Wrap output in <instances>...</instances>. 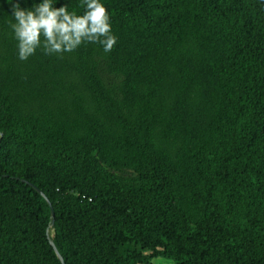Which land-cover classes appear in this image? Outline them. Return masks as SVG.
<instances>
[{"label": "trees", "instance_id": "obj_1", "mask_svg": "<svg viewBox=\"0 0 264 264\" xmlns=\"http://www.w3.org/2000/svg\"><path fill=\"white\" fill-rule=\"evenodd\" d=\"M100 2L20 60L0 0V264H264V0Z\"/></svg>", "mask_w": 264, "mask_h": 264}, {"label": "clouds", "instance_id": "obj_2", "mask_svg": "<svg viewBox=\"0 0 264 264\" xmlns=\"http://www.w3.org/2000/svg\"><path fill=\"white\" fill-rule=\"evenodd\" d=\"M10 3L20 60H27L37 48L52 55L72 52L86 41L101 44L107 53L117 42L108 10L100 0H82L83 15L69 12L66 5L54 7L52 0L34 3L31 10L22 8L18 0Z\"/></svg>", "mask_w": 264, "mask_h": 264}, {"label": "water", "instance_id": "obj_3", "mask_svg": "<svg viewBox=\"0 0 264 264\" xmlns=\"http://www.w3.org/2000/svg\"><path fill=\"white\" fill-rule=\"evenodd\" d=\"M31 187H32L34 190H36L40 195H42V196L46 199V201L48 202L49 206L51 207V214H52L53 222H54L55 214H54V210H53V208H52L51 203L48 201V199L45 197V195H44V194H43L38 188H36V187L33 186V185H31ZM51 245L55 248V246H54V244H53L52 241H51ZM60 261H61L62 264H65V263H64V260L62 259V257H60Z\"/></svg>", "mask_w": 264, "mask_h": 264}, {"label": "rangeland", "instance_id": "obj_4", "mask_svg": "<svg viewBox=\"0 0 264 264\" xmlns=\"http://www.w3.org/2000/svg\"><path fill=\"white\" fill-rule=\"evenodd\" d=\"M153 264H175L174 261L164 258H159L153 261Z\"/></svg>", "mask_w": 264, "mask_h": 264}]
</instances>
